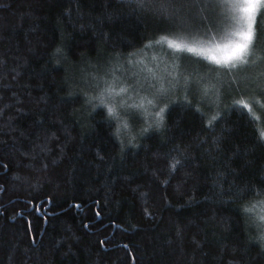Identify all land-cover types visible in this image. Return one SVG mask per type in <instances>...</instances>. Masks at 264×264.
<instances>
[{
	"label": "trees",
	"instance_id": "16d2710c",
	"mask_svg": "<svg viewBox=\"0 0 264 264\" xmlns=\"http://www.w3.org/2000/svg\"><path fill=\"white\" fill-rule=\"evenodd\" d=\"M207 14L214 32L227 22ZM181 15L174 27L127 0H0V264H264L259 93L251 113L229 107L236 91L179 93L160 130L141 135L130 113L119 139L89 103L92 76L157 49L146 41L207 35L197 9Z\"/></svg>",
	"mask_w": 264,
	"mask_h": 264
},
{
	"label": "snow or ice",
	"instance_id": "6c2138e0",
	"mask_svg": "<svg viewBox=\"0 0 264 264\" xmlns=\"http://www.w3.org/2000/svg\"><path fill=\"white\" fill-rule=\"evenodd\" d=\"M127 6L133 13L152 11L157 12L161 18L169 21L172 26H183L187 20L182 11L187 9H197L200 13L199 20L206 25L208 39L188 41L184 34L180 31H174L167 35H161L155 41H146L144 47H151L153 44L166 45L173 54L188 53L191 57L202 59L208 62L209 73L214 76H199L197 83L203 82L206 78L213 79L215 83L212 85L214 89V99L211 103H218L222 94H231L236 91L239 98H234L229 107L252 112L253 104H260L261 100L257 99V93L261 99H264V57L257 54V45L264 40V0H127ZM217 8L225 10L226 20L230 24V28L217 39V33L212 31V17L207 13ZM173 37V38H170ZM129 62L131 63L132 54L129 53ZM179 65H174V71L168 80L167 86L164 78L153 76L152 79L156 83H149L148 87L154 89L152 98L139 95V90L144 88V83L139 79L134 81L133 85H126L123 82L119 86H114L105 77L97 78V87L99 92L91 97L89 103L93 108L101 107L106 109L109 122L115 121L117 126L115 134L120 137L121 127L129 129L126 117L129 115L128 109H144L145 102L155 111L152 113L153 120L148 123L147 127L141 130V135L148 132L150 128L160 130L163 126L165 113L169 109V104L177 103L180 98L170 100L168 103H158L157 101L166 98L171 91H174L177 85H181L185 95L183 102L191 104L187 97V88L192 82V75H181ZM151 71V70H149ZM99 80H103V87H99ZM174 81V82H173ZM146 83V82H145ZM249 90L246 94L242 89ZM223 90V93L222 91ZM130 92L138 95L139 103L128 104L126 97L130 96ZM87 95V94H85ZM208 95V86H204V96ZM95 102V103H93ZM264 107V104H261ZM196 111H201L199 106H195ZM125 115H121V111ZM219 116H213L210 120H216ZM130 131V129H129ZM259 138L264 140V130L260 131ZM135 136L128 143L131 144ZM121 150L124 148V141L121 140ZM179 161H174L170 168L175 171ZM166 182V181H165ZM250 191H256L254 188ZM244 190L241 189V192ZM260 203H264L261 201ZM243 211L248 213L252 208L245 205ZM258 228L261 229L260 235L255 239L264 245V215L259 216Z\"/></svg>",
	"mask_w": 264,
	"mask_h": 264
},
{
	"label": "rangeland",
	"instance_id": "374dc122",
	"mask_svg": "<svg viewBox=\"0 0 264 264\" xmlns=\"http://www.w3.org/2000/svg\"><path fill=\"white\" fill-rule=\"evenodd\" d=\"M222 17L225 18L226 13L225 10L222 9ZM226 20V18H225ZM230 28V24L227 21L225 24L219 25V30L215 31L217 35V39L220 38L228 29ZM173 38V37H170ZM188 41L192 40H202L206 41L208 39V35H186L185 37ZM161 47V48H160ZM157 49H152L154 51H149V53H144L140 57L135 56L131 58V63L129 61H124L118 64H113V66L109 69V72L105 73L104 77L109 80L114 86H119L122 82L126 85H133L136 79H139L142 83H144V88L139 90L140 96H145L148 98H152V93L154 89L148 87L149 83H156L152 79L153 76L162 77L165 80L166 86L168 80L171 77V74L174 71V65H179V71L181 75H192L193 80L189 84L187 88V93L191 92L194 95H197L201 99L210 102L214 97V89L212 85L215 83L213 79L206 78L203 82L197 83L196 80L199 76L210 77L214 76V73H209L208 71V62L198 59L195 57H191L188 53L183 54H173V52L166 45H157L154 47ZM207 67V70L202 67ZM151 70V71H149ZM103 77V76H102ZM98 82L97 80H95ZM146 82V83H145ZM174 82V81H173ZM183 81H181V85ZM181 85H177L174 91H171L166 98L157 101L158 103H165L166 99L172 97L173 95H178L179 93L184 95V89ZM208 86V95L205 98L204 96V86ZM103 80H99V87H103ZM95 95L98 94L99 88L94 87ZM127 103H139L138 95L135 92H130V96L126 97ZM123 111V110H122ZM121 111V112H122ZM155 111L151 106H149L146 102L144 104V109H128V113H136L139 119H143L146 123H151L153 120L152 113ZM124 112V111H123ZM264 207V206H263ZM257 211L263 212L261 208H258ZM264 213V212H263Z\"/></svg>",
	"mask_w": 264,
	"mask_h": 264
}]
</instances>
